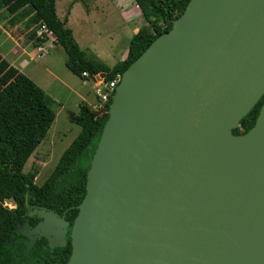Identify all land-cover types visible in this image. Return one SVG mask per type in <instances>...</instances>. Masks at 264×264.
<instances>
[{
	"label": "water",
	"instance_id": "1",
	"mask_svg": "<svg viewBox=\"0 0 264 264\" xmlns=\"http://www.w3.org/2000/svg\"><path fill=\"white\" fill-rule=\"evenodd\" d=\"M263 96L264 0H190L121 76L65 264H264ZM36 213L28 249L66 245Z\"/></svg>",
	"mask_w": 264,
	"mask_h": 264
},
{
	"label": "trees",
	"instance_id": "2",
	"mask_svg": "<svg viewBox=\"0 0 264 264\" xmlns=\"http://www.w3.org/2000/svg\"><path fill=\"white\" fill-rule=\"evenodd\" d=\"M189 1L135 0L146 24L132 38L127 57L113 67L88 57L81 49L73 30L59 18L56 0H0V5L10 15L27 17L25 29L33 28L34 34L40 24H45L56 43L65 49L66 65L73 73L89 79L104 74L105 80L110 81L123 74L159 35L172 28ZM10 20L14 21V17ZM38 39L40 43L45 41ZM84 72L89 75L84 76ZM263 101L264 96L242 118L234 133L246 132L255 124ZM52 103L42 87L0 54V264H65L71 255L70 241L65 247L51 248L45 238L29 250L27 237L16 229L25 222L26 212L33 204L65 213L73 223L86 193L87 172L109 118L112 98L101 108L102 112L82 104L78 114H71V121L79 124L81 131L46 180L37 184L33 180L36 170L24 169L55 121ZM12 197L17 203L15 208L5 205Z\"/></svg>",
	"mask_w": 264,
	"mask_h": 264
},
{
	"label": "crops",
	"instance_id": "3",
	"mask_svg": "<svg viewBox=\"0 0 264 264\" xmlns=\"http://www.w3.org/2000/svg\"><path fill=\"white\" fill-rule=\"evenodd\" d=\"M65 3H68V7L63 13H60L59 0H56V11L59 18L66 21V25L73 30L75 39L81 49L86 52L88 57L97 58L110 67H113L115 64H108L105 61L103 54L105 53L106 56H114V50L113 52L109 51L111 48L114 49V46H102L103 42L100 40L102 36L112 37V33L109 30H101L98 32V29L95 30L94 26L90 27L91 23H95L93 16L96 14L107 15L110 10H113L111 6L114 5L117 7L119 15L122 14L123 16L122 24H124V26L127 23L128 18L130 19V23L137 20V24H139L138 29L146 24L142 11L136 4L135 0H93L92 5H87V8L83 6V0H67ZM0 11H6V9L0 5ZM18 15L19 14H9V16L4 15L6 18H4V16L0 17V54L7 59L11 65L18 68L42 87L48 95L51 96L53 103L66 111L69 119L71 118L70 116L72 113L78 114L80 112L82 104H87L94 110L98 109V107L101 108L102 104L96 95L95 87L98 77L102 74L91 79L88 77L82 78L73 73L67 67L65 59L62 60V64H65L68 72L57 71L56 60L54 59L55 56H50V50L57 49L58 45H60L56 43L54 34H49L48 38L43 43H40L39 39L33 42L30 40V37L32 36L33 38L36 33L34 34L33 28H31L24 31L23 34L26 33L29 37V39H24L21 33L16 34L15 32L18 27L23 25V22L27 20V17L20 19ZM12 17L15 18L14 26L11 28L9 25L10 28L8 29L7 27V30L3 24ZM83 25L86 29L83 28ZM120 28L121 25L119 29ZM90 33L92 34V43L85 42L87 44L86 47H84L80 38L87 41V35ZM51 42L53 47L49 46V43ZM7 43L9 44L6 45ZM41 46L44 48V52H40ZM128 49L122 53L120 61L127 57ZM87 51L91 52V56ZM37 68L41 69L42 73H38L37 78H35L34 74ZM71 122L75 123L73 121Z\"/></svg>",
	"mask_w": 264,
	"mask_h": 264
},
{
	"label": "rangeland",
	"instance_id": "4",
	"mask_svg": "<svg viewBox=\"0 0 264 264\" xmlns=\"http://www.w3.org/2000/svg\"><path fill=\"white\" fill-rule=\"evenodd\" d=\"M66 1L67 0H59L60 13H63L68 7L67 5L68 3L67 4L65 3ZM127 1H131V0H127ZM83 2H84L83 6L87 8V5L89 4L92 5L93 0H83ZM111 8L113 10H110L107 15H100V14L94 15L93 19H95V23L94 22L91 23L90 27L94 26L95 30L98 29V32H100L101 30H104V31L109 30L112 33L111 34L112 37L102 36L100 41L103 42L102 46H106V47L107 45L114 46V49L111 48L109 50L110 52H113L114 50V53H115L114 56H110V55L106 56L105 53L103 54L105 61L110 65H114L120 61L121 59L120 57L122 53H124V51L128 49L132 38L139 31L138 29L139 24H137V20L133 23H130L129 22L130 19L128 18L127 19L128 21L124 26V24H122L123 16L122 14L119 15L117 7L112 5ZM4 15L9 16V13L7 11H0V17ZM5 16L4 18H6ZM12 22L14 21H11L10 19H8L7 22L3 25H5L6 29L7 27L8 29L10 27L12 28L14 26V23ZM25 22L26 21L23 22L22 26L18 27L15 33L16 34L21 33L24 39H29L26 33L23 34L24 31L26 30L25 24H24ZM120 25H121V28L119 29ZM83 28H84V25H83ZM44 37L46 39L48 38V36H45V35ZM91 37H92V34L90 33L87 35V38H88L87 41L82 40L80 38V41L82 42L84 47H86V44H87L85 42L92 43ZM30 40H32L33 42L38 40L37 33H36V36H34L33 38L31 36ZM8 44L9 43H7L6 45ZM49 46L53 47L52 42L49 43ZM50 53H51L50 56H55L54 59L56 60L57 71L68 72L67 71L68 69L65 66V64H62L63 63L62 60L63 59L67 60V57H68L63 46L58 45L57 49L50 50ZM87 53L91 56L90 54L91 52L87 51ZM38 73H42V71L41 69L37 68L34 74L35 78H37ZM51 106L56 113L55 121L49 130L48 136L44 139V141H42V143L35 150L34 154L29 158L25 166V169H24L25 172L36 170V174L33 180L37 184H42L46 180V178L50 175V173L52 172V170L55 168L56 164L58 163L59 158L61 157L62 153L70 146V144L73 142V140L78 136V134L81 131V126H79L76 123H72L69 117L67 116L66 111L61 109L55 103H52ZM96 110L102 112V109L100 107H98V109ZM5 205L6 206L11 205V207L8 206L9 208L16 207V203L12 200H7L5 202Z\"/></svg>",
	"mask_w": 264,
	"mask_h": 264
},
{
	"label": "built area",
	"instance_id": "5",
	"mask_svg": "<svg viewBox=\"0 0 264 264\" xmlns=\"http://www.w3.org/2000/svg\"><path fill=\"white\" fill-rule=\"evenodd\" d=\"M37 36L40 39H43L46 41L45 36H49V34H53L51 31H49L45 24H40V26L36 30ZM44 41V42H45ZM40 52H44V48L40 47ZM84 76H88L89 74L87 72H84ZM122 74H117L116 77L110 81L105 80V78L98 79L96 81V95L101 101V108H103L106 103L112 98L115 89L121 79Z\"/></svg>",
	"mask_w": 264,
	"mask_h": 264
},
{
	"label": "flooded vegetation",
	"instance_id": "6",
	"mask_svg": "<svg viewBox=\"0 0 264 264\" xmlns=\"http://www.w3.org/2000/svg\"><path fill=\"white\" fill-rule=\"evenodd\" d=\"M34 182H35V181H34ZM35 183H36V182H35ZM15 203H16V201H15ZM16 206H17V203H16ZM37 209H46V210L54 211V210H52V209H48V208H46V207H43V206H41V205H39V204H37V205H35V204L31 205L30 208L28 209V211L26 212L25 222L21 224L22 227H23L25 230L33 229L38 223H40V222L43 220V219H42L41 217H39V215L36 213V210H37ZM54 212H56V211H54ZM56 213H58V212H56ZM58 214H59L60 216L64 217L65 220L69 221V220L66 218L65 213H63V214L58 213ZM73 222H74V221H73ZM72 225H73V223L71 224V222L69 221V225H68V227H67L68 230H67V233H66V245H64V246H55V247H51L50 245H49V246H50L51 248H56V247L62 248V247L67 246V244L69 243V241L71 242V245H72V239H71ZM20 234H23L24 236H26L23 232H21ZM26 237H27L26 243H27V246H28V243H29L30 239L28 238V236H26ZM42 238L47 239L45 236L38 237L37 240H36V243H37L38 240H40V239H42ZM47 241H48V244H49V240H48V239H47ZM36 243H35V244H36ZM35 244H34V245H35Z\"/></svg>",
	"mask_w": 264,
	"mask_h": 264
},
{
	"label": "clouds",
	"instance_id": "7",
	"mask_svg": "<svg viewBox=\"0 0 264 264\" xmlns=\"http://www.w3.org/2000/svg\"><path fill=\"white\" fill-rule=\"evenodd\" d=\"M9 207H11V205H8Z\"/></svg>",
	"mask_w": 264,
	"mask_h": 264
}]
</instances>
